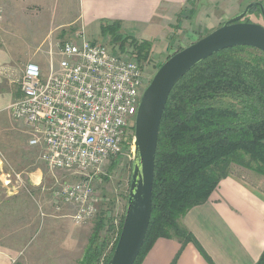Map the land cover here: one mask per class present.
<instances>
[{"label":"rangeland","instance_id":"374dc122","mask_svg":"<svg viewBox=\"0 0 264 264\" xmlns=\"http://www.w3.org/2000/svg\"><path fill=\"white\" fill-rule=\"evenodd\" d=\"M255 3L264 9V0H192L180 14L169 13L162 22L161 35L152 46L149 60L142 64L138 62L143 66L146 80L150 83L159 66L169 57L239 16L247 5ZM76 14V0H0V45L5 38L14 36L20 25L41 24L44 30L48 25L54 28L60 23L70 22ZM239 22L264 27V19L249 12ZM78 29L79 26L74 25L45 37L44 46L34 51L39 61L34 63L42 72L47 73L51 60L53 64L59 60L58 45L78 42ZM86 39L109 50L113 48L109 44L110 39H102L99 34L94 39ZM31 40L43 42L44 38L37 35ZM129 52L125 50L124 55L129 57ZM19 99L20 96L16 97L10 105ZM29 137L22 121L12 119L7 110L0 115V247L11 251L14 256L12 264H79L96 218L103 210L107 211L113 225L109 235L110 246L104 251L107 255L123 224L131 179L137 165L135 152L131 155L129 148L125 147L118 159L104 164L93 175L91 186L98 199L96 213L86 223L76 224L72 219L73 208L56 201L53 192L58 184L78 179L49 170L39 160L40 151L29 147ZM231 174L250 184L264 197L263 178L235 165L231 167Z\"/></svg>","mask_w":264,"mask_h":264},{"label":"trees","instance_id":"16d2710c","mask_svg":"<svg viewBox=\"0 0 264 264\" xmlns=\"http://www.w3.org/2000/svg\"><path fill=\"white\" fill-rule=\"evenodd\" d=\"M249 14L264 19L257 6ZM99 35L110 39L111 52L124 55L128 49L139 63L151 56L152 42L126 34L120 22L102 20ZM233 165L264 179V54L249 47L201 61L169 94L155 153L151 217L134 264H141L158 239L194 243L182 220L208 201ZM111 230L107 211H100L79 264H100L101 259L107 264L119 237L118 232L104 255ZM256 264H264V251Z\"/></svg>","mask_w":264,"mask_h":264},{"label":"built area","instance_id":"2783aa9c","mask_svg":"<svg viewBox=\"0 0 264 264\" xmlns=\"http://www.w3.org/2000/svg\"><path fill=\"white\" fill-rule=\"evenodd\" d=\"M78 38L56 47L59 60L50 61L47 73L34 62L25 65L20 99L8 109L28 130L39 160L78 179L58 184L53 197L73 208L76 224H84L96 213L93 175L125 147L135 152L136 115L149 82L137 61L83 34Z\"/></svg>","mask_w":264,"mask_h":264},{"label":"crops","instance_id":"0c3cea01","mask_svg":"<svg viewBox=\"0 0 264 264\" xmlns=\"http://www.w3.org/2000/svg\"><path fill=\"white\" fill-rule=\"evenodd\" d=\"M190 1L76 0L77 14L70 22L54 28L48 25L44 30L41 24L20 25L18 32L0 45V115L9 112L10 103L21 95L20 73L27 63L39 62L34 51L44 46L45 37L77 25L79 34L94 39L100 22L106 20L120 22L126 34L154 45L164 18L180 14ZM37 35L43 42L31 40ZM182 225L194 243L182 246L174 239H158L141 264H256L264 251V197L231 174L221 180L205 204L186 214ZM10 252L0 247V264L14 262Z\"/></svg>","mask_w":264,"mask_h":264},{"label":"water","instance_id":"95a60500","mask_svg":"<svg viewBox=\"0 0 264 264\" xmlns=\"http://www.w3.org/2000/svg\"><path fill=\"white\" fill-rule=\"evenodd\" d=\"M261 4H249L242 14L226 21L205 37L171 56L157 70L146 87L138 106L135 133L134 169L123 224L107 264H134L144 243L151 217L154 160L162 114L177 82L195 65L220 51L249 47L264 54V27L239 22L249 10Z\"/></svg>","mask_w":264,"mask_h":264}]
</instances>
